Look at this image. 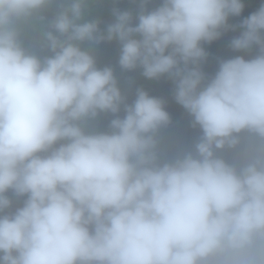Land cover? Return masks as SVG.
Listing matches in <instances>:
<instances>
[{
	"label": "clouds",
	"instance_id": "obj_1",
	"mask_svg": "<svg viewBox=\"0 0 264 264\" xmlns=\"http://www.w3.org/2000/svg\"><path fill=\"white\" fill-rule=\"evenodd\" d=\"M88 2L0 0V264H264V0H127L107 21ZM137 70L200 131L171 157L168 99L122 87ZM242 133L258 145L237 164Z\"/></svg>",
	"mask_w": 264,
	"mask_h": 264
},
{
	"label": "trees",
	"instance_id": "obj_2",
	"mask_svg": "<svg viewBox=\"0 0 264 264\" xmlns=\"http://www.w3.org/2000/svg\"><path fill=\"white\" fill-rule=\"evenodd\" d=\"M93 7V12L91 13L90 18H98L101 21H107L111 19V10L114 6L119 7H129L127 0H121L119 5H113L111 0H94L91 4ZM259 6V0H247L245 7V15L254 10ZM55 11V6L47 10L43 15L47 18H50ZM30 34V33H29ZM231 35V34H228ZM228 35L221 41L215 42L212 45L208 46L209 57L208 61L205 65V71L211 74L216 67V57L217 56H228L231 55V51L226 46V41L228 39ZM119 45L115 42H105L96 46L95 54L97 56L98 62L100 64H115L117 55H118ZM255 51L250 53V55H254ZM132 77L134 79V83L129 85L127 83L128 78ZM121 84L125 90L133 89L135 91L136 87H144L149 90L154 95L163 96L162 88L165 79L160 81H148L145 80L137 70L135 73H124L120 74ZM171 100H169V103ZM111 119L110 115L102 116L100 120L97 122L98 127L106 128L108 121ZM161 141H167L169 143V149L167 151L166 157H171L180 151L179 147L175 145V141L180 138L178 133L167 130L166 128L161 129L160 132ZM258 145V141L255 138L250 139L244 144L240 145L236 149H233L229 152V156L232 157L239 149H242L246 146H253L254 148Z\"/></svg>",
	"mask_w": 264,
	"mask_h": 264
},
{
	"label": "rangeland",
	"instance_id": "obj_3",
	"mask_svg": "<svg viewBox=\"0 0 264 264\" xmlns=\"http://www.w3.org/2000/svg\"><path fill=\"white\" fill-rule=\"evenodd\" d=\"M93 1L94 0H89L88 4L86 5L85 18H90L91 13L93 12V7L91 6ZM44 27H46V21L37 19L34 23L33 30L30 31L29 34L31 39L38 40L39 32ZM170 91H171V83L165 79L162 88V93H163V97H166L168 99L167 110L171 115V122L165 128L180 135V138L175 141V145L178 146L181 151L183 149H186L193 143V141L199 136L200 131L198 128L192 126L191 118L187 115L184 109L171 99ZM126 92L128 94L129 100H131L134 97L135 91L133 89H129ZM169 100H171L170 103ZM252 138L253 137H251L248 133H242L241 142L235 148L226 149L223 155L230 162H235L237 164L243 163L245 159L248 157V155L254 149L253 146H246L242 149H239L235 154H233L232 157L229 156V152L232 151L233 149H236L237 147H239L240 145L244 144L245 142L249 141ZM168 149H169V143L167 141H161V150L164 156L167 154Z\"/></svg>",
	"mask_w": 264,
	"mask_h": 264
}]
</instances>
